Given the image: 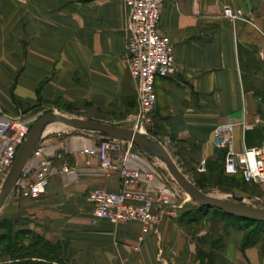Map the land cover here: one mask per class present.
<instances>
[{
  "label": "crops",
  "instance_id": "obj_1",
  "mask_svg": "<svg viewBox=\"0 0 264 264\" xmlns=\"http://www.w3.org/2000/svg\"><path fill=\"white\" fill-rule=\"evenodd\" d=\"M227 7L250 11L255 25L233 23ZM127 22L125 0H0V116L33 124L55 111L132 128L138 100ZM158 29L174 43L175 69L156 78L153 136L195 184L205 173L226 174L227 149L214 144L220 125L235 123V152L264 145V60L258 56L264 0H165ZM52 126L43 137L46 150L60 153L56 164L66 162L75 173L56 172L39 197L12 190L0 218L60 243L68 264H264L262 241L246 246L240 223L202 228L201 219L188 220L184 213L193 207L175 180L135 144L128 164L153 171V184L169 185L182 206L171 207L148 232L137 220L94 224L88 192L118 191L123 182L120 172H107L84 149L110 137ZM36 162L27 164L32 179Z\"/></svg>",
  "mask_w": 264,
  "mask_h": 264
},
{
  "label": "built area",
  "instance_id": "obj_2",
  "mask_svg": "<svg viewBox=\"0 0 264 264\" xmlns=\"http://www.w3.org/2000/svg\"><path fill=\"white\" fill-rule=\"evenodd\" d=\"M164 1L125 0L128 9L129 69L137 83L138 100V111L132 116V128L148 134L157 103L156 78L167 76L175 69L174 43L158 29ZM224 15L233 23L243 21L255 25L250 11L227 7ZM261 33L264 36V30ZM258 56L264 60V48L258 50ZM31 125L19 116H0V189ZM234 127L235 123L222 124L216 129L214 136L216 147L227 149L224 171L228 175L241 174L247 183L264 188V145L235 152ZM127 144L126 147L119 139L107 138L94 147L84 149L87 154L97 156L101 167L107 172H120L123 182L118 191L94 187L88 192V200L93 204V223L96 224L102 218L113 223L137 220L142 222L144 232H148L151 227L157 226L164 213L172 211L171 207L182 205L174 203L176 192L169 185L153 184V171H144L128 164L133 144ZM31 158L37 161L34 179L30 177L26 165L13 188L21 196L35 198L45 194L51 176L58 171L75 173V167L66 162H62L60 166L56 164L57 159L62 160V155L50 154L43 139L34 149ZM198 171H206L205 159L201 161Z\"/></svg>",
  "mask_w": 264,
  "mask_h": 264
},
{
  "label": "water",
  "instance_id": "obj_3",
  "mask_svg": "<svg viewBox=\"0 0 264 264\" xmlns=\"http://www.w3.org/2000/svg\"><path fill=\"white\" fill-rule=\"evenodd\" d=\"M55 123H60L74 129L93 131L110 138L131 142L142 151L160 159L165 164L171 177L192 200L197 202L198 205L207 208H216L227 214L235 215L243 219L264 222V207L245 203L240 197L226 199L206 193L200 189L195 182L183 172L168 149L150 134L129 127L110 124L95 119L69 116L55 111H49L40 116L31 125L27 138L20 144L15 161L0 189V210L23 173L34 149L48 132L47 128Z\"/></svg>",
  "mask_w": 264,
  "mask_h": 264
},
{
  "label": "trees",
  "instance_id": "obj_4",
  "mask_svg": "<svg viewBox=\"0 0 264 264\" xmlns=\"http://www.w3.org/2000/svg\"><path fill=\"white\" fill-rule=\"evenodd\" d=\"M149 132L152 133V128ZM236 176H239L243 182L249 184L240 174L227 176L222 171L217 174L210 173V177L218 178L222 181H229ZM196 185L204 190V187L199 182ZM197 207L200 211L205 212V215L209 214V210L213 209L216 212L243 221L246 246L261 242V235L264 234L263 221L243 219L216 208H207L201 205ZM255 233L257 236H254ZM1 244L4 246L0 250V256L4 259L0 261V264H68L64 259V247L60 243H53L32 229H16L15 222L10 218H0ZM261 249L264 251V241L262 242Z\"/></svg>",
  "mask_w": 264,
  "mask_h": 264
},
{
  "label": "rangeland",
  "instance_id": "obj_5",
  "mask_svg": "<svg viewBox=\"0 0 264 264\" xmlns=\"http://www.w3.org/2000/svg\"><path fill=\"white\" fill-rule=\"evenodd\" d=\"M79 117V116H76ZM81 118H89L86 116H80ZM52 125H56L59 127H64L65 125L60 124V123H55ZM119 125V124H117ZM124 126V125H122ZM55 127V126H54ZM76 131H84V132H89L92 134H99L97 132L93 131H85V130H79L75 129ZM151 136H153V130L152 133H149ZM105 136V135H103ZM154 137V136H153ZM101 140V139H100ZM104 140V139H102ZM158 163L165 169L166 166L165 164L158 159ZM227 176H232L225 174ZM198 182L205 187L203 191L209 194L216 195L218 197L226 198V199H235L236 197H240L241 200L245 203H249L255 206L259 207H264V189L255 186V185H250L246 184L243 182L239 176L233 177V179H230L229 181H222L219 180L218 178H213L210 177L208 173H205V176L203 177V180H198ZM174 184H176L177 189L181 190L182 198L184 200H187L185 205H189L193 207L190 209L188 212L184 213L187 215L188 220H200L201 222L199 224V227L202 228H217L219 226L220 229L221 227L224 226V228H229L232 225H236V223H240L239 225L243 226V221H239L236 218L232 216H227L224 215L223 213L216 212L213 209L209 210V214L205 215V212H202L198 209V204L194 200L190 198L188 194H186L183 189L174 181ZM220 186V187H218ZM201 189V188H200ZM259 197V198H257ZM234 223V224H233ZM197 227L195 230L200 229ZM256 229L257 227L254 226ZM193 230V229H192ZM254 236H257L255 233ZM261 241H264V234L261 235ZM3 244L0 245V250L3 249Z\"/></svg>",
  "mask_w": 264,
  "mask_h": 264
},
{
  "label": "bare ground",
  "instance_id": "obj_6",
  "mask_svg": "<svg viewBox=\"0 0 264 264\" xmlns=\"http://www.w3.org/2000/svg\"><path fill=\"white\" fill-rule=\"evenodd\" d=\"M54 128H55V127L51 125V126H49L47 129H48V130H51V129H54Z\"/></svg>",
  "mask_w": 264,
  "mask_h": 264
}]
</instances>
